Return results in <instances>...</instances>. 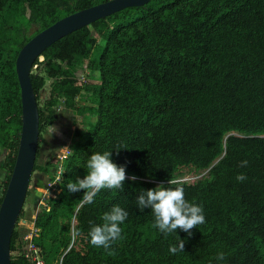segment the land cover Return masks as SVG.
I'll list each match as a JSON object with an SVG mask.
<instances>
[{"label":"trees","instance_id":"trees-1","mask_svg":"<svg viewBox=\"0 0 264 264\" xmlns=\"http://www.w3.org/2000/svg\"><path fill=\"white\" fill-rule=\"evenodd\" d=\"M103 1L0 0V156L3 150L8 171L0 202L21 127L15 58L33 36L13 46L6 22L35 25L37 33ZM98 40L104 43L94 55ZM7 48L12 58L5 57ZM40 55L33 66L43 73L30 71L38 141L56 120L60 103L87 117L73 121L59 192L48 195L34 219L39 231L33 241L46 264L60 258L61 264H216L220 250L223 264H264V0H149L68 33ZM85 60L93 81L79 83L75 71ZM47 78L52 81L40 106ZM78 98L91 103L82 105ZM104 150L126 165L124 187L103 188L89 203L87 190L70 192L66 184L83 178L91 153ZM36 159L33 171L58 164L38 165ZM244 159L248 165L242 167ZM185 165L206 174L194 182L180 180L176 172ZM238 173L247 179L238 181ZM160 184L183 185L186 199L203 204L206 222L194 226L191 235L179 227L165 235L149 208H137L142 189ZM113 205L129 213L122 239L110 249L92 245L90 222L103 223ZM22 212L23 207L19 217ZM73 238L83 249L69 248ZM18 239L14 228L11 252ZM181 239L183 249L170 253L169 245ZM11 264L31 262L17 253Z\"/></svg>","mask_w":264,"mask_h":264},{"label":"water","instance_id":"water-1","mask_svg":"<svg viewBox=\"0 0 264 264\" xmlns=\"http://www.w3.org/2000/svg\"><path fill=\"white\" fill-rule=\"evenodd\" d=\"M149 0H107L67 14L34 34L19 49L15 71L20 88L21 127L14 164L0 202V264H11L10 240L26 199L39 139V114L30 71L52 43L93 21ZM71 245L69 246V248Z\"/></svg>","mask_w":264,"mask_h":264},{"label":"clouds","instance_id":"clouds-1","mask_svg":"<svg viewBox=\"0 0 264 264\" xmlns=\"http://www.w3.org/2000/svg\"><path fill=\"white\" fill-rule=\"evenodd\" d=\"M57 131L54 125H50V133ZM240 165L247 166L248 160L240 161ZM87 172L83 178L77 176L75 181H69L66 184L68 191L75 192L80 189L87 190L84 199L89 203L92 202L94 195L103 188L123 189L126 178V165L117 164L112 159V151H96L92 152L87 160ZM129 179H136L135 176ZM238 181L247 179L244 173H238L236 176ZM169 184L175 181L169 180ZM137 208L143 211L145 207L149 208L154 214V224L157 229L168 234L177 233L179 227L182 231L191 235V229L198 224L206 222V216L203 204L190 202L185 197L183 185L176 187H166L163 184L154 188L142 189L136 197ZM83 203V201H82ZM128 211L120 205H113L111 209L103 214V223H91L89 230L90 243L97 247L102 246L110 249V246L122 239L121 225L127 219ZM184 240L178 241L176 244L169 245L170 253H177L184 247ZM225 253L220 250L216 253V264H223Z\"/></svg>","mask_w":264,"mask_h":264},{"label":"rangeland","instance_id":"rangeland-1","mask_svg":"<svg viewBox=\"0 0 264 264\" xmlns=\"http://www.w3.org/2000/svg\"><path fill=\"white\" fill-rule=\"evenodd\" d=\"M9 31L13 29V46L17 47L23 39H26L34 34H36L37 28L35 25H30L28 28L24 22L14 23L7 21ZM98 43L94 49L93 54L96 55L99 49L103 45V40H98ZM14 56V52L7 48L5 57L12 58ZM43 59L40 56L39 60ZM31 70L33 72L43 73V69L40 65L35 64ZM89 70L86 67V60L77 67L75 71L76 80L79 83H87L93 81L91 77L88 76ZM52 78H47L46 82L39 93L38 103L40 106L43 105L45 98L48 96L50 83ZM78 103L82 105H89L91 102L86 98H78ZM57 118L51 124L54 125L57 131L50 133V125L46 127L41 132L40 140L38 141V156L36 162L38 165H45L47 161L58 162L57 165L49 166L47 171H43L40 168L35 169L31 175V179L28 185V193L26 195V199L23 204V212L20 217H18V223L15 225V228L20 231V229H26L24 232L30 234L29 226H34V219L36 213L46 205V200L48 195H56L59 192L57 187L58 184V176L60 174L63 162L65 160L66 155L68 154V146L72 137V132L74 129L73 121L76 119H80L83 121L87 120V117L77 116L70 108L65 107L62 103H60L57 107ZM0 156V196L3 190V183L6 180L8 171L3 167V158L4 151L1 150ZM177 178L180 180H187L190 182H194L200 177L206 174V170H196L191 165L181 166L176 172ZM33 228V227H32ZM70 245L75 246V248L81 250L83 249V242L78 238H73ZM69 245V246H70ZM18 249L11 252V254L16 255L18 253ZM41 254V250H40ZM42 256V254H41ZM62 257V256H61ZM61 259V258H60ZM60 261V260H59ZM57 264V263H55Z\"/></svg>","mask_w":264,"mask_h":264},{"label":"built area","instance_id":"built-area-1","mask_svg":"<svg viewBox=\"0 0 264 264\" xmlns=\"http://www.w3.org/2000/svg\"><path fill=\"white\" fill-rule=\"evenodd\" d=\"M17 223L18 220L16 224ZM29 228L30 231H32L30 234L24 232L26 230L25 228H21L19 231L18 253H22L31 262V264H46L44 258L40 254V248L33 241V238L38 235L39 229L33 225L29 226ZM57 264H61V259Z\"/></svg>","mask_w":264,"mask_h":264}]
</instances>
